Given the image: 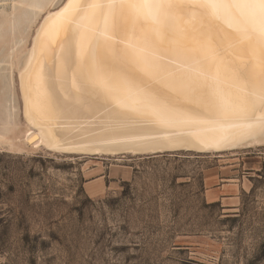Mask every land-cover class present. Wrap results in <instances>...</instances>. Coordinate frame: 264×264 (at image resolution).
<instances>
[{
  "label": "bare ground",
  "instance_id": "obj_1",
  "mask_svg": "<svg viewBox=\"0 0 264 264\" xmlns=\"http://www.w3.org/2000/svg\"><path fill=\"white\" fill-rule=\"evenodd\" d=\"M44 1L17 63L26 150L117 156L264 143V0H64L54 10Z\"/></svg>",
  "mask_w": 264,
  "mask_h": 264
},
{
  "label": "rangeland",
  "instance_id": "obj_2",
  "mask_svg": "<svg viewBox=\"0 0 264 264\" xmlns=\"http://www.w3.org/2000/svg\"><path fill=\"white\" fill-rule=\"evenodd\" d=\"M44 2L0 0V264H264V143L155 157L26 150L17 67Z\"/></svg>",
  "mask_w": 264,
  "mask_h": 264
},
{
  "label": "water",
  "instance_id": "obj_3",
  "mask_svg": "<svg viewBox=\"0 0 264 264\" xmlns=\"http://www.w3.org/2000/svg\"><path fill=\"white\" fill-rule=\"evenodd\" d=\"M175 152H180V151H164V152H158V153H154V154H151V155H144V156H152V157H155V156H158V155H163V154H170V153H175Z\"/></svg>",
  "mask_w": 264,
  "mask_h": 264
}]
</instances>
